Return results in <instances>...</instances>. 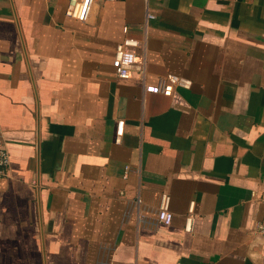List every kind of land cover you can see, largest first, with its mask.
Here are the masks:
<instances>
[{
    "label": "crops",
    "instance_id": "1",
    "mask_svg": "<svg viewBox=\"0 0 264 264\" xmlns=\"http://www.w3.org/2000/svg\"><path fill=\"white\" fill-rule=\"evenodd\" d=\"M66 5L0 0V264H264V0Z\"/></svg>",
    "mask_w": 264,
    "mask_h": 264
},
{
    "label": "built area",
    "instance_id": "2",
    "mask_svg": "<svg viewBox=\"0 0 264 264\" xmlns=\"http://www.w3.org/2000/svg\"><path fill=\"white\" fill-rule=\"evenodd\" d=\"M95 0H67V5L65 8V15L74 18L78 21H84L87 17L88 11ZM147 17L151 18L153 15L148 14ZM124 32H126L127 27H124ZM140 46V41L130 37L124 36L120 40L114 50V55L111 61L113 72L115 77L120 79H126L130 76L132 68L136 61V49ZM190 81L179 77L174 74H167L165 77L159 81L157 85H149L146 87L147 90L153 92H161L165 95H170L174 86L188 87ZM120 123H122L120 121ZM117 135L121 134V129L116 131ZM10 164V157L7 149L0 145V177L6 176L7 170ZM258 201L264 206V191L258 195ZM173 214L169 209V196L162 194L159 210L157 213V218L159 222L164 225L170 224ZM189 219L186 229H190ZM255 233L264 235V213L262 217L255 220Z\"/></svg>",
    "mask_w": 264,
    "mask_h": 264
}]
</instances>
